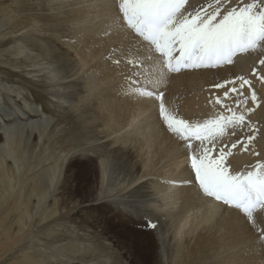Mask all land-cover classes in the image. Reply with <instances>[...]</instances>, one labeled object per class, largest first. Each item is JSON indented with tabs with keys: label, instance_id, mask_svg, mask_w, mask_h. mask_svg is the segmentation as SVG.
<instances>
[{
	"label": "bare ground",
	"instance_id": "obj_1",
	"mask_svg": "<svg viewBox=\"0 0 264 264\" xmlns=\"http://www.w3.org/2000/svg\"><path fill=\"white\" fill-rule=\"evenodd\" d=\"M6 1L0 0V29L9 26L4 35L17 38L16 48L36 67L33 72L42 73L93 132L86 139L85 151L91 155L83 154L84 162L72 154L61 164L60 156L52 155L45 165L48 153L34 149L54 123L45 117L48 111L41 106L40 114L30 108L33 117L25 121L7 114L9 124H0V264H62L52 261L59 253L27 238L35 226L59 219L68 204L81 202H95L94 210L106 215L92 220L106 233L104 222L109 218L116 233L115 247L132 264H264L260 206L248 216L204 194L191 163H185L191 160L186 144L163 123L158 101L146 95L163 91L172 114L202 122L219 110L215 98H223L224 89L213 85L238 76L252 78L254 67L264 71L259 65L264 42L234 54L232 63L170 71L154 46L128 27L119 10L122 0H46V21L66 23L61 30L49 27L53 32L39 27L37 16L27 21L9 18L3 7ZM237 3L223 0L221 11ZM215 4L216 0H187L185 7L203 14ZM253 82L262 106L250 119L261 131L248 151L238 146L227 157L225 164L234 173L264 162V84L254 78ZM241 132L248 134L247 129H238L235 135L229 131L218 144L235 143ZM69 149L64 144L62 154ZM94 155L99 162L93 169L89 161ZM74 160L83 163L86 172L78 175H85L84 180H77ZM68 177L78 184L65 197L61 194ZM94 246L74 241L66 245L68 257L94 258L89 264L121 261L105 258L106 246L102 251Z\"/></svg>",
	"mask_w": 264,
	"mask_h": 264
},
{
	"label": "snow or ice",
	"instance_id": "obj_2",
	"mask_svg": "<svg viewBox=\"0 0 264 264\" xmlns=\"http://www.w3.org/2000/svg\"><path fill=\"white\" fill-rule=\"evenodd\" d=\"M186 2L122 0L119 5L128 27L154 46L168 70L232 63L234 54L264 42V0H238L236 6L228 4L223 11V0H216L210 6L212 11L204 10L203 14L201 10L189 12ZM259 65L264 68V59ZM251 76L213 85L224 89L223 98H215L219 110L202 122L192 123L172 114L163 91L146 93L158 101L159 116L170 133L186 144L203 193L242 209L248 216L257 205L264 212V162L258 161L252 170L234 173L225 161L238 146L248 151L261 131L250 114L262 106L253 78L264 84V71L254 67ZM229 100L232 102H225ZM238 129H247L248 134L241 132L231 145L218 144L229 131L235 135Z\"/></svg>",
	"mask_w": 264,
	"mask_h": 264
},
{
	"label": "rangeland",
	"instance_id": "obj_3",
	"mask_svg": "<svg viewBox=\"0 0 264 264\" xmlns=\"http://www.w3.org/2000/svg\"><path fill=\"white\" fill-rule=\"evenodd\" d=\"M54 2L57 3L56 0ZM43 6H46V0H7L3 7L7 9L6 16L13 20L20 17V19L27 21L29 17L37 16L39 19L38 26L42 29H49L48 32H53V28L59 27L60 30L64 28V24L66 25V23H61V21H46L44 16H47L48 11H46ZM50 12L56 14L55 10H51ZM60 24H63V27H61ZM8 27L0 29V124L4 125L3 127L6 126L5 124H9L7 114H11L9 116L10 118H13L11 116L16 114V117L22 121L30 119L28 117H33L32 113H30V108L37 110L38 113L41 114L42 106L45 109L44 111H48L45 117H51L50 119H52L54 123H51L48 135L43 142V138L37 141L38 146L35 147L34 151L37 152L40 149L43 153H48V159L44 162L45 165L52 160V155L54 157L60 156L61 164H66L68 158L72 156V154L78 155L77 158H79V161H83L81 156L86 153L85 148L89 146L86 139L91 135L90 132L91 130L93 132V129H90L91 127L87 128L84 123L77 118L75 112H73L70 107H67V100L63 96L57 94L53 89L54 85L50 84L49 81L42 76V73H34L36 67L27 60L25 53H21V51L16 48L17 38L14 37L10 39V36L4 35ZM54 91L56 93L52 94L51 92ZM64 144H67L70 149L67 153L62 154V147ZM86 154L91 155V151L87 150ZM96 156L97 155H94V157H92L93 160L89 161L93 169L95 167L97 168V163L99 162L98 156ZM188 161L191 163L189 159H187L185 163H188ZM74 163H76V160H74ZM80 165H83V163H76V166H78L76 169V176L79 177L77 179L79 181L80 179L84 180L85 175L81 176L78 174L80 172H86L83 170L84 166ZM96 175L100 177L101 174L96 173ZM72 179L71 177L67 178L65 192L61 195L68 197V195H71L70 193H73V189L77 188L78 183L76 179L75 181H72ZM62 180L61 169L60 184ZM77 191H80L79 188ZM50 199L55 200V197L51 196ZM68 205L70 208L64 213L62 211V216L59 219L43 227H40V225L35 226L27 239L40 240V242H36L37 245H40L45 250L54 254L59 253L58 256L52 258L54 263L89 264L90 262H94V258H89V261L88 259L81 260L79 258L69 259L68 255H71V253L66 245L76 241L78 244L95 245L94 247L96 248L97 246L96 249L100 247L99 250L101 251L103 249H101V247L106 246L103 249V251H106L103 252L105 258L112 257L110 259L111 262L112 259L113 261L121 260L118 264H132L125 258L123 251L115 247L117 246L114 236L115 232L114 229H112V224L110 225L109 218L106 220L107 224L100 218L107 226V233L104 232L101 227H96L93 223L92 220H95L97 216L106 219V215L98 214L99 208L94 210L97 206L95 202H81L77 205ZM118 230L124 233V228H119ZM107 249L112 252L107 254L109 252ZM115 253H117V255L118 253L120 254L118 259L113 256ZM164 263H166V260H164Z\"/></svg>",
	"mask_w": 264,
	"mask_h": 264
}]
</instances>
